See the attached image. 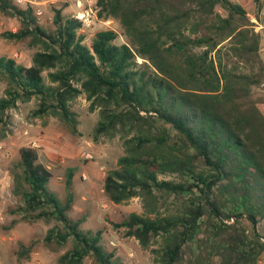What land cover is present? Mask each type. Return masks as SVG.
I'll return each mask as SVG.
<instances>
[{"label": "trees", "instance_id": "16d2710c", "mask_svg": "<svg viewBox=\"0 0 264 264\" xmlns=\"http://www.w3.org/2000/svg\"><path fill=\"white\" fill-rule=\"evenodd\" d=\"M95 6L94 24L119 20L125 42L103 29L88 46L79 33L82 21L62 7L54 8L53 24L46 26L33 5L0 0V12L20 22L0 37L41 46L30 66L0 56V74L9 79L0 98V128L18 100L37 96L34 115L52 114L75 130L70 100L86 93L90 109L99 108L94 139L120 136L125 149L105 177V193L115 203L140 197L144 207L116 227L145 248L159 239L155 264H259L264 92L255 87L264 82V58L255 22L233 0H96ZM19 153L12 169L19 204L12 212L29 222L56 221L45 242L72 240L59 264H84L87 256L119 264L103 245L101 228L84 229L85 216H70L73 169L61 197L49 186L53 173L38 149L24 145Z\"/></svg>", "mask_w": 264, "mask_h": 264}, {"label": "rangeland", "instance_id": "374dc122", "mask_svg": "<svg viewBox=\"0 0 264 264\" xmlns=\"http://www.w3.org/2000/svg\"><path fill=\"white\" fill-rule=\"evenodd\" d=\"M25 7H35L36 15L46 26L53 24L54 8L62 7L67 15L77 13L78 0H14ZM87 3V0H82ZM93 2V9L98 11ZM241 4L255 22V30L262 34V56L264 58V0L258 9L255 0H233ZM258 17V18H257ZM20 22L16 17L0 12V34L7 30L16 31ZM113 29L118 32L117 43L126 41L124 29L119 20L108 18L99 21L81 33L84 43L91 46L96 32ZM41 46L33 47L28 41L16 42L0 37V56L15 58L26 66L32 64V58ZM142 61L141 58L138 59ZM49 70L43 72L45 80L50 83ZM9 86L7 76L0 74V98L6 95ZM256 92H264V87H255ZM91 101L82 92L70 100V108L76 114L75 130L71 125L52 114L34 115L40 107V98L33 96L28 101L18 100L17 106L9 110V122L0 128V169L8 170L13 178V168L20 157L19 150L24 145L38 149L40 161L52 171L49 186L61 197L66 195L65 179L69 169H73V188L76 200L70 216L77 219L85 216L84 229L103 230L102 243L115 252L119 264H155L153 248L160 245L154 239L149 248L143 247L139 240L126 234L124 227H116L132 212L143 213L144 207L140 197H132L122 202H113L104 191L107 173L118 167V159L125 153L120 136H106L94 139V128L99 120V108L90 109ZM264 110V105L261 106ZM90 155V156H87ZM1 177V174H0ZM14 179L8 192L0 191V264H59L58 258L72 246V240L64 245L46 243L47 231L56 223L55 220H38L29 222L22 219L20 212H12L19 201L12 193ZM231 219L230 222H233ZM243 225L251 229L247 220ZM264 234V223L260 225ZM185 261L190 253L185 254ZM84 264H97L92 256H87ZM185 264V263H184ZM259 264H264V251L259 257Z\"/></svg>", "mask_w": 264, "mask_h": 264}, {"label": "built area", "instance_id": "2783aa9c", "mask_svg": "<svg viewBox=\"0 0 264 264\" xmlns=\"http://www.w3.org/2000/svg\"><path fill=\"white\" fill-rule=\"evenodd\" d=\"M78 11L75 13V16L82 21L83 25L79 30V33H83L86 29L91 28L94 24V19L96 17V12L93 9V2L91 0H87V3L82 0H78ZM261 86L264 87V82L261 83ZM90 156V155H87ZM0 191L8 192L11 186V182L13 180L12 175L8 170L0 169Z\"/></svg>", "mask_w": 264, "mask_h": 264}]
</instances>
